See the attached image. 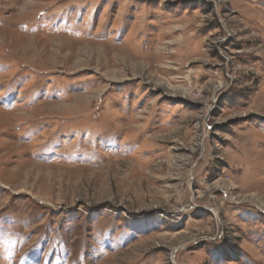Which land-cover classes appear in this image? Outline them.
<instances>
[{
    "label": "rangeland",
    "instance_id": "374dc122",
    "mask_svg": "<svg viewBox=\"0 0 264 264\" xmlns=\"http://www.w3.org/2000/svg\"><path fill=\"white\" fill-rule=\"evenodd\" d=\"M0 264H264V0H0Z\"/></svg>",
    "mask_w": 264,
    "mask_h": 264
}]
</instances>
